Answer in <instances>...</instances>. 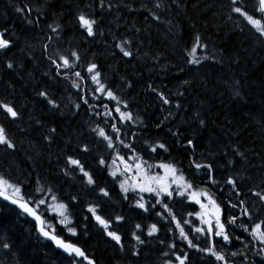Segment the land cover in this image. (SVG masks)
<instances>
[{"label": "trees", "instance_id": "trees-1", "mask_svg": "<svg viewBox=\"0 0 264 264\" xmlns=\"http://www.w3.org/2000/svg\"><path fill=\"white\" fill-rule=\"evenodd\" d=\"M156 3L161 7L156 8ZM177 3L179 7L172 0H112L110 10H101L98 0H0V31L7 24L10 32L6 36L15 41L9 55L16 64V70L12 71L6 68V61L0 63V101H11L20 113V120L11 122L0 111V126L8 130L16 144L15 151L0 147V177L21 189L20 196L36 207L44 220V228L58 234L65 242L76 243L96 264H165V251L169 256L179 254L177 249L166 247L173 242L178 249L189 252L192 264H197L198 258H208L187 248L179 239L174 222L164 227L165 236L161 237L164 244L150 238L151 242L140 245V254L133 257L127 251L131 246L128 245L125 225L119 229L125 243V251H120L114 242L103 236L94 220L83 219L90 215L86 209L96 203L95 195L91 194L86 183L81 182L78 171L64 175V152L74 150L82 141L91 142L95 138L99 142L100 138L92 131L98 126L105 127L106 132L112 134L103 118L92 116L83 107L77 114L75 108L81 103L79 96L82 93L97 105L99 111H105L99 101L91 99L100 93L91 91L95 84L86 71L89 63L99 65L101 80L114 86V93L121 98V110L131 111L136 118L135 146L139 154L144 156L149 144L163 142L169 147V153L163 154L168 158L166 161L150 160L149 163H173L191 179L187 154L166 131L169 122L165 121L160 129L156 127V121L168 114V106L146 88L147 84H153L172 99L173 105L182 104L184 111L175 114L171 120L175 127L196 142L197 158L202 154L208 159L216 158L221 166L224 159L233 160L237 170L233 174H238L242 186L245 183L259 186L260 178H264V37H260L256 28L243 17L230 11V0H177ZM25 5L33 10L31 18L35 19L39 14L40 25L34 29L15 12V7ZM249 12H252L251 5ZM81 14L97 20L98 25L94 28L98 26L103 36L95 40L88 38L78 25L77 17ZM153 15H159L160 21L153 20ZM255 18H261L259 12L255 13ZM49 25L58 26L59 39H55L57 33H53ZM49 35L54 39L45 53L43 44L49 43ZM197 37L202 45L207 46L206 50H198L195 54L202 61L199 67L185 63L187 52ZM122 39H131L135 44L132 48L135 59L129 61L122 57L115 47ZM72 51L80 56L76 71L87 77L77 81L81 86L80 93L71 87V81L76 79L74 76L60 82L49 79L54 69L47 56L55 53L70 55ZM185 80L189 83L185 84ZM127 83L132 87H127ZM45 85L52 86L51 90L62 106L60 112L50 111L36 95V89ZM181 92L185 95L179 96ZM104 103L109 105V110L115 105L106 99ZM124 103L129 105L128 109H124ZM197 112L206 121L204 129H198L194 123H185L186 116L195 118ZM140 121L144 124L141 125ZM117 123L120 126L118 117ZM52 127L57 133L56 142L50 146L42 135ZM91 146V153L82 156V162L101 186L111 190V199L102 208L105 218L130 216L119 184L97 164L98 158L110 157V150L97 147V144ZM117 147L121 148L119 144ZM231 149L244 152L247 160L234 156ZM224 153L227 157L222 159ZM108 164V171H111L114 167L111 159ZM153 172L160 173V169L154 168ZM41 194L49 198L56 196L57 203L69 204L63 225L56 217L53 219L55 215H48L45 207L31 202L33 195ZM69 197H76V201L70 202ZM253 212L258 218L264 217V209L259 205ZM152 220L148 217L143 223L150 224ZM136 222H139L138 218L129 223ZM85 224L88 225L87 234ZM182 226L187 232L188 226ZM71 227L77 229V236L68 233ZM169 227L172 231H168ZM241 235L247 236L242 230ZM199 242H203V237H199ZM5 243L9 248L3 247ZM234 244L246 252L249 261L259 264V257L252 255L259 245L244 249L238 241ZM228 256L235 260V264H240L241 257L233 258L230 252ZM0 264H83V261L67 258L56 251L51 244L40 239L30 220L0 201Z\"/></svg>", "mask_w": 264, "mask_h": 264}, {"label": "snow or ice", "instance_id": "snow-or-ice-1", "mask_svg": "<svg viewBox=\"0 0 264 264\" xmlns=\"http://www.w3.org/2000/svg\"><path fill=\"white\" fill-rule=\"evenodd\" d=\"M172 3L176 4L177 7L180 6L177 0H172ZM249 5L252 7L251 13L249 12ZM98 6L101 10H110L112 0H107V9L106 0H98ZM155 7L160 8L161 5L156 3ZM229 8L237 17H243L249 24L254 26L260 37H264V23H262L264 21V0H255V2L253 0H230ZM32 11L29 5L15 7V12L20 14L25 23L34 29L40 25V18L38 13L35 19L31 18ZM256 12L260 13V19L255 18ZM77 19L79 27L84 29L88 38L95 40L98 36H103V32L99 30L98 26L94 28L95 25H98L97 20L92 19L90 16L86 17L83 14L79 15ZM152 19L160 21L159 15H153ZM229 19H232V17H229ZM49 28H51L53 33H57L55 39H59L58 26L52 27L49 25ZM241 30L243 31V29ZM9 32L10 29L5 24L3 30L0 31V63L6 61V68L15 71L16 64L9 55L15 45V41L7 38L6 33ZM53 39V36H47L49 43L43 44L45 53H48ZM115 47L119 49L122 57L128 58L129 61L136 58L132 52L135 44L131 39H122ZM206 47V45L201 44L200 38L197 37L196 42L187 52L185 63L199 67L202 61L195 54L198 50H206ZM47 59L54 69L53 75L49 79L60 82L68 81L70 75L74 76L76 79L71 81V87L76 88L78 93H80L81 86L77 81L85 80L87 77L83 76L81 71H76L77 62L80 61L79 54L76 51H72L70 55L55 53L49 54ZM86 71L90 74V79L95 84V88L91 89V91L93 93H100L99 96L93 95L91 99L99 101L105 111H99L97 105L91 103L87 96L81 93L79 96L81 103L75 105L77 114L83 107L92 116L103 118L106 127L111 129L112 134L106 132L105 127L98 126L93 128L92 131L100 138L99 142L95 138L91 142L82 141L76 145L74 150L64 152L66 157L64 175H68L69 171H78L81 182L86 183L89 186L91 194L95 195L96 203L87 207L86 211L90 215L84 216L83 219L85 221L89 219L94 220L96 225L103 229L104 235L114 242V245L118 246L120 251H125L124 236L120 233L119 229L129 223L131 219L138 218L139 222L133 224L130 233L131 240L136 243L127 249L133 257L138 256L141 252V249L136 248V245H146L151 242L150 238H155L156 241L164 244L165 240L161 239L157 234L164 229L165 225H170L174 222L176 228L179 230V239L186 243L187 248L193 250L194 253L201 254V257L208 258L206 260L198 258L197 264H216V262H219V264H235V260L229 258L228 252H230L233 258L237 256L241 257L240 264H257L256 261H249L246 252L240 251L234 244V241H238L239 245L244 249H250L255 245H259L257 251L253 252L252 255L259 257V264H264V217L258 218L253 212V209L257 205L261 209H264V178H260L259 186L247 183L242 186L238 174H233L237 172L234 161L224 159L227 157V153H224L222 157L224 159L223 166H221L220 161L216 158L208 159L203 154L200 158H197L195 156L198 147L196 142L178 127H175L171 120L175 114L184 111L182 104L175 103L173 105L172 99L165 96L153 84H147L146 88L158 97L163 105L168 106V114L163 119L156 121V127L160 129L164 127L165 121L169 122L166 131L171 137L175 138V142L187 154L186 158L189 161V168L191 169V179L187 178L183 170L178 169L173 163H149L150 160L166 161L168 158L163 154L169 153V147L163 142L149 144L148 148L144 150V156H141L135 146L137 138V130L135 129L136 118L131 111L121 110V98L114 93V86H108L101 80V71L97 63H89L86 66ZM181 71H183V68H181ZM184 83L188 84L189 81L185 80ZM126 86L131 88L132 84L127 83ZM51 87V85H45L43 88L36 89V95L42 99L50 111L60 112L62 106L57 102ZM178 95L184 96L185 93L181 92ZM105 99L115 102L111 110H109V105L104 103ZM123 107L124 109H128L129 105L124 103ZM0 111L6 114L11 122L20 120L19 110L11 101H0ZM113 113L116 115L114 116ZM117 117L120 126H118ZM185 123H194L198 129L207 127L206 121L200 117L199 112L195 114V118L186 116ZM140 124L143 125L144 122L140 121ZM144 127L147 128L148 126L144 125ZM56 133L57 129L52 127L47 130L46 134L42 135V139L47 141L51 146L56 142ZM92 144H97V147L103 146L107 150H110V157L98 158L97 164L101 171H107L112 180L119 184L122 200L126 202L130 216L115 215L114 217L109 216L105 218L102 208L111 199V190L101 186L93 173L87 170L85 163L82 162V156L91 153ZM117 144L122 149H127V151H122L121 148L117 147ZM0 147L5 150H16V144L4 126H0ZM231 151L234 156L247 160L245 153L239 151V149H231ZM108 159H111V163L114 166L111 171H108ZM201 160L205 162H201ZM117 161H119V164ZM129 161L133 163H129ZM121 164L123 165L122 169L120 168ZM154 168L161 169L165 175L161 176L159 173H154L152 171ZM133 173L135 174V179L131 183H129L128 179H119L121 176L131 177ZM5 185L13 189V195L6 194ZM200 185H204V187L201 188ZM20 192L21 189L19 187L10 184L7 179L0 177V197H3L5 201H10L12 205H16L27 216L32 217L37 222L41 236L53 242L57 248L62 249L70 257L74 259L80 258L81 261L86 260L87 264H96V261L90 259L85 251L77 246L76 243L65 242L58 234H51L49 231H46L43 226L44 220L38 212L30 206V203L23 196L16 197L15 194ZM225 192L228 195L223 197L222 203L227 201L224 203V209H230L229 211L222 209L220 204H217L214 199L215 195ZM51 199L56 200L57 197L52 196ZM203 200H207L208 203L205 204ZM69 201L74 203L76 197H69ZM31 202L48 207L47 201L42 197V194L33 195ZM185 205H192V210L188 211ZM196 205L199 206L201 211H196ZM176 206L183 208L188 217H194L195 219L189 220L183 216L177 219L174 212ZM209 207L213 209L211 214L208 211ZM55 208V215L64 217L59 222L63 225L64 221L67 220L66 213L69 204L59 203ZM153 215L158 219L147 225V230L145 231L143 221ZM53 219H55V216H53ZM197 220L203 226L197 225ZM68 223H71V221L69 220ZM182 225L188 226L187 232ZM87 228L88 225L85 224V234H87ZM241 230L247 234L246 237L241 235ZM168 231H172V229L169 227ZM68 233L73 237L78 235L75 227L68 228ZM199 237H203L202 243L199 242ZM247 237H251V239H247ZM175 239L176 237L173 236L174 241ZM3 247L9 248V245L5 243ZM166 247L170 250L177 249L179 251V254L175 255V260L178 264H192V256L189 252L178 249L175 242L166 244ZM234 248L235 250H233ZM164 255L168 257L170 254L168 251H165ZM165 264H173V261L169 258L165 261Z\"/></svg>", "mask_w": 264, "mask_h": 264}, {"label": "flooded vegetation", "instance_id": "flooded-vegetation-1", "mask_svg": "<svg viewBox=\"0 0 264 264\" xmlns=\"http://www.w3.org/2000/svg\"><path fill=\"white\" fill-rule=\"evenodd\" d=\"M131 163H133V162H131ZM122 166H123V165L121 164V165H120V168H121ZM152 171H153V170H152ZM159 174H160L161 176L163 175L161 169H160V173H159ZM126 179H128L129 182H132V180L135 179V174L133 173V175H132L131 177H126ZM200 187L203 188L204 185H200ZM226 195H228L227 192L222 193V194H217V195L214 196V199L216 200V203H217V204H220V206H221L222 209H224V203L227 202V201H224V203H222V199H223V197L226 196ZM203 202H204L205 204L208 203L207 200H203ZM185 207L188 209V211H191L193 206H192V205H185ZM195 208H196V211H201V209L199 208L198 205H196ZM224 210H225V209H224ZM229 210H230V209H228V211H229ZM208 211H209V213L211 214V213L213 212V209H212L211 207H209ZM174 212H175V214H176V216H177L178 219H180L182 216H183L184 218H186V219H189V220H193V219H195L194 217H188L187 214H186V212H185V211L183 210V208H181L180 206H176L175 209H174ZM151 218L153 219L152 222H154L156 219H158V218L155 217L154 215L151 216ZM210 218H211V217H210ZM152 222H151V223H152ZM151 223H150V224H151ZM196 224H197V225H200V226H203V225L200 224V221H198V220L196 221ZM147 225H149V224H146V225H145V231L147 230ZM125 226H126V230H125V232H126V235H127L128 245L132 247V245H135V243H136L135 241L131 240V236H130V233H131V231H132V226H133V224L127 223V224H125ZM98 227H99V226H98ZM114 227H115V225H114ZM158 227H159V225H158ZM99 228H100V227H99ZM119 231H120V233H121V230H119ZM100 232H102L103 236H104L105 238H107V236L104 235V231H103L102 228H100ZM177 233H179V230H178V229H177ZM157 235H158L159 237L165 236V230L162 229L161 232L158 233ZM60 238H62V237H60ZM62 239H63V238H62ZM139 246H140V245H136V248L139 249ZM141 246H144V245H141ZM175 255H177V253H175V254H173V255H171V256L166 257V259L168 260V259L170 258V259L173 261V264H178V262L175 260ZM135 257H136V256H135ZM146 257H147V256H146ZM147 259H149V258H147Z\"/></svg>", "mask_w": 264, "mask_h": 264}, {"label": "water", "instance_id": "water-1", "mask_svg": "<svg viewBox=\"0 0 264 264\" xmlns=\"http://www.w3.org/2000/svg\"><path fill=\"white\" fill-rule=\"evenodd\" d=\"M7 194V193H6ZM0 201L2 202V203H4L5 205H7V206H9V207H11V208H13V209H15L16 211H18L19 213H21L22 215H24L28 220H30L33 224H34V226H35V233L43 240V241H45V242H47V243H49V244H51L52 245V247L56 250V251H58V252H60L63 256H65V257H67V258H71L67 253H65V252H63V250L62 249H59V248H57L55 245H54V243L53 242H51V241H49V240H47L46 238H44L43 236H41L40 235V233H39V230H38V227H37V222L32 218V217H29V216H27L21 209H19L16 205H12L11 204V202L10 201H5L4 199H3V197H0ZM23 202V201H22ZM30 206L35 210V208L30 204ZM36 211V210H35ZM39 214V213H38ZM40 215V214H39ZM41 216V215H40ZM42 218V217H41ZM43 219V218H42ZM44 226V225H43ZM45 230L46 231H48L46 228H45ZM50 232V231H49ZM51 233V232H50ZM51 234H53V233H51ZM76 260H81L80 258H75ZM83 263L84 264H87V261L85 260V261H83Z\"/></svg>", "mask_w": 264, "mask_h": 264}, {"label": "rangeland", "instance_id": "rangeland-1", "mask_svg": "<svg viewBox=\"0 0 264 264\" xmlns=\"http://www.w3.org/2000/svg\"><path fill=\"white\" fill-rule=\"evenodd\" d=\"M263 23H264V21H263ZM122 168H123V166L121 167V169H122ZM162 173H163L162 176H164L165 174H164L163 171H162ZM120 179H126V177L121 176ZM129 183H131V182H129ZM4 189H5V192H6L8 195H13V194H14V193H13V189L8 188L7 185L4 186ZM15 195H16L17 198L21 197L19 193L15 194ZM43 198L47 201V205H48V207H45V211H46V213H48V215H55V212H56V208H55V206H56L57 204H59V203H57L55 200H52V199L49 198L48 196L46 197L45 195H44ZM39 206H40V205H39ZM35 208H36V207H35ZM55 217H56L57 221H59V222H60L61 220L64 219V217H61V216H58V215H55Z\"/></svg>", "mask_w": 264, "mask_h": 264}, {"label": "bare ground", "instance_id": "bare-ground-1", "mask_svg": "<svg viewBox=\"0 0 264 264\" xmlns=\"http://www.w3.org/2000/svg\"><path fill=\"white\" fill-rule=\"evenodd\" d=\"M41 239V238H40ZM84 264V263H83Z\"/></svg>", "mask_w": 264, "mask_h": 264}]
</instances>
